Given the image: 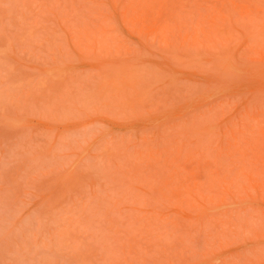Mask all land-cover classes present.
<instances>
[{"label": "rangeland", "instance_id": "374dc122", "mask_svg": "<svg viewBox=\"0 0 264 264\" xmlns=\"http://www.w3.org/2000/svg\"><path fill=\"white\" fill-rule=\"evenodd\" d=\"M0 264H264V0H0Z\"/></svg>", "mask_w": 264, "mask_h": 264}]
</instances>
